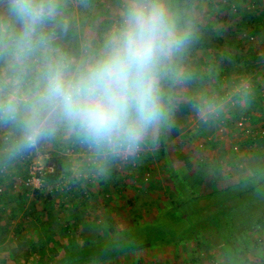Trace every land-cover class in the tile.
I'll use <instances>...</instances> for the list:
<instances>
[{"label":"rangeland","instance_id":"1","mask_svg":"<svg viewBox=\"0 0 264 264\" xmlns=\"http://www.w3.org/2000/svg\"><path fill=\"white\" fill-rule=\"evenodd\" d=\"M181 3L195 15L193 79L172 90L170 123L133 156L98 158L61 131L0 161V264H264V144L236 126L264 133V0ZM119 7L68 0L64 46L99 43ZM204 94L226 100L217 114L194 107ZM33 167L40 188L26 185Z\"/></svg>","mask_w":264,"mask_h":264},{"label":"clouds","instance_id":"2","mask_svg":"<svg viewBox=\"0 0 264 264\" xmlns=\"http://www.w3.org/2000/svg\"><path fill=\"white\" fill-rule=\"evenodd\" d=\"M67 3L0 0L5 165L61 131L73 133L98 158L133 156L170 123L172 90L193 79L182 61L196 37L195 15L181 0H120L102 40L79 53L62 39ZM225 102L204 94L194 107L212 116Z\"/></svg>","mask_w":264,"mask_h":264},{"label":"built area","instance_id":"3","mask_svg":"<svg viewBox=\"0 0 264 264\" xmlns=\"http://www.w3.org/2000/svg\"><path fill=\"white\" fill-rule=\"evenodd\" d=\"M236 126L241 130L243 136L246 139H256L257 137H261L262 134L260 133H253L252 130L249 127V119L244 117L241 118L236 122ZM235 149H237L235 147ZM43 168H36L33 167L30 170V176L27 179L26 185L31 186L33 188H40L42 183H43V178H42V170ZM46 170L50 172H54V167L53 166H48Z\"/></svg>","mask_w":264,"mask_h":264},{"label":"trees","instance_id":"4","mask_svg":"<svg viewBox=\"0 0 264 264\" xmlns=\"http://www.w3.org/2000/svg\"><path fill=\"white\" fill-rule=\"evenodd\" d=\"M182 1V0H181ZM252 20L255 21V18L252 17ZM181 108L183 110L184 113H188L190 111L191 108V104L187 103V104H182ZM251 142L253 143H259L260 145L264 144V133H262L261 137H257L256 139H250ZM194 200L191 197H187V204L190 202L192 203ZM190 205V204H189Z\"/></svg>","mask_w":264,"mask_h":264},{"label":"crops","instance_id":"5","mask_svg":"<svg viewBox=\"0 0 264 264\" xmlns=\"http://www.w3.org/2000/svg\"><path fill=\"white\" fill-rule=\"evenodd\" d=\"M175 189L180 190V192L183 191V188H181V187H180V189L179 188H175ZM184 192L186 193L187 191H185V189H184ZM185 204H187V202H185Z\"/></svg>","mask_w":264,"mask_h":264}]
</instances>
